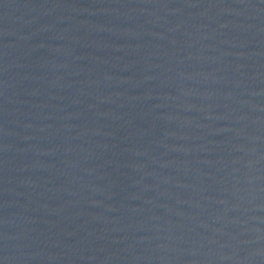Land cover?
<instances>
[{
    "label": "water",
    "instance_id": "95a60500",
    "mask_svg": "<svg viewBox=\"0 0 264 264\" xmlns=\"http://www.w3.org/2000/svg\"><path fill=\"white\" fill-rule=\"evenodd\" d=\"M0 264H264V0H170L0 220Z\"/></svg>",
    "mask_w": 264,
    "mask_h": 264
}]
</instances>
